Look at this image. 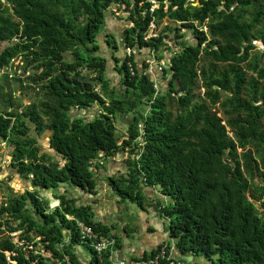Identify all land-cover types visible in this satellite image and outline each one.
Segmentation results:
<instances>
[{"label":"trees","instance_id":"1","mask_svg":"<svg viewBox=\"0 0 264 264\" xmlns=\"http://www.w3.org/2000/svg\"><path fill=\"white\" fill-rule=\"evenodd\" d=\"M116 12L128 15L120 43L106 29ZM256 41L264 43V0H0V72L21 73L18 58L35 71L26 85L17 76L0 84V144L26 181L13 193L0 179V264H81L78 245L92 250L91 264H114L112 252L99 258L80 239L76 220L118 245L91 206L62 195L53 209L41 195L64 185L96 194L102 179L118 204L168 220L180 255L264 264V51ZM112 58L121 89L107 76ZM11 82L34 95L29 105ZM93 106L92 118L76 111ZM121 116L130 119L123 140ZM46 133L55 154L40 148ZM171 250L169 241L152 257L164 251L160 264H169Z\"/></svg>","mask_w":264,"mask_h":264},{"label":"rangeland","instance_id":"2","mask_svg":"<svg viewBox=\"0 0 264 264\" xmlns=\"http://www.w3.org/2000/svg\"><path fill=\"white\" fill-rule=\"evenodd\" d=\"M194 4H196V2ZM110 17H112L114 19H113V21L108 23V26L106 29H108L110 32L114 33V34H112L113 36L116 37V35H118V41H119V39L121 37V31L120 30L123 31L127 27L128 15L124 12H116V13H113ZM112 22H114V23H112ZM113 24H114V26H113ZM166 25H167V22H164L162 29ZM178 26H180V25H178ZM115 27H117V28H115ZM111 29L114 32L111 31ZM205 30H206V28H205ZM103 31H105V29ZM181 33L184 35V40L187 41L189 44H196L197 43L192 31L186 32V30H182ZM102 34H103V32H102ZM99 41H98V45H100V47H101V52L106 53L105 49H102L104 41H102L101 39H99ZM119 43H120V41H119ZM255 43H256L258 50H261L263 52L264 51V43L261 41H256ZM170 44L173 46L172 42H170ZM4 48L5 47L3 45H1L0 46V52H2ZM109 52L112 53V50L111 51L109 50ZM109 52H108V54H109ZM254 52L258 53V51H255V50H254ZM123 53H125V52L123 50H120L119 52L116 53V55L118 57H121V55H124ZM104 56H107V55L104 54ZM145 56H147V61H149V65L154 67V69H155L154 71H156L158 68V72H159L160 71L159 70L160 69V62L157 60L156 55L153 53H148V54H145ZM169 58H170V56L166 52L165 53V60H168ZM112 61H113V58H112ZM14 64L17 68H19V67L24 68L25 67V63L22 64L20 60H16ZM20 71L21 70H17V73L15 74L14 68H10V67L8 69H5L4 71H1L0 72V82H1L0 84H5V81H6L5 77L6 76H9L10 78L15 77V76L20 77V75H21ZM27 71L30 72L32 76L35 73V71L32 68H29ZM116 73H117L116 62L113 61V63L111 65H109L108 71H107V76L110 79L112 86L118 84L117 78L115 77L117 75ZM11 84H12L11 85L12 86V90H11L12 94L14 96L19 97L20 99H23L24 103L26 105L30 104V101L33 100V98H34V95H30L31 93L19 94L20 88L18 86H16L17 83L11 82ZM200 91H201V93H204V89H200ZM98 109H99L98 106H93L92 108L83 109V110H76V111H78L82 116H85L86 118H92L93 116H95L98 113ZM219 115L222 116L221 111L219 112ZM129 121H130V119L128 118V116L127 117L121 116L118 119L117 127H118V133H119L121 140L128 137V124L127 123ZM48 136L49 135L46 133L40 138V144H41L40 148L43 151L46 150L48 152L49 151L51 152L53 149H51L48 145L49 144L48 141H50V138ZM0 147H1L0 160H1V167H2V172H1L0 176H1L2 180L7 181L8 186L6 187V190L9 187L13 193L24 192L25 187H26L25 186L26 181H24V179H22L20 176L18 177L17 174L15 175V170H13V168H11L12 154H11L9 146H7L5 144V142H2L0 144ZM54 154H55V152H54ZM124 156H125V158H127L128 154L126 153ZM119 161L120 160L116 157V160L114 162L118 163ZM108 163L109 164H107V167L105 169H108L111 171L112 165L110 162H108ZM61 164H63V163L61 162ZM108 170H106L103 174L109 173ZM116 174H119V172H116ZM101 181H102V183H101L102 186L100 185L99 190L104 189L105 185H106V183L103 179ZM64 186H67V185H64ZM71 188L74 190H77V188H74L73 186H71ZM29 189L31 190L32 188L30 187ZM79 191H81V190H79ZM41 195L44 196L45 191L42 192ZM77 195L79 196V194H77ZM46 196H47V194L45 195V198L48 197V196L47 197ZM105 197H107L105 199V203L107 204L106 205L107 210H106L105 217H104L105 220L103 219V223H106L109 226H112V225L115 226L117 228V231H118L117 234H119V236L122 235V234H120L121 232L127 231V228H129V225H133L136 221L140 220V217L138 214L142 211V209L139 208L136 204H133L129 201L118 204L117 203L118 199H119L118 196L114 195L109 189H108L107 193L105 194ZM3 199H4V194L0 189V202ZM112 203H113V205H112ZM114 205H117L120 208L119 212H114V211H116L113 208ZM13 236H15L14 241H18V234H14ZM80 251H82V254L84 255V257L87 260L92 255V250L90 248H85L82 246V247H80ZM89 261H90V263L92 262L91 259H89ZM49 264H51V262H49Z\"/></svg>","mask_w":264,"mask_h":264},{"label":"crops","instance_id":"3","mask_svg":"<svg viewBox=\"0 0 264 264\" xmlns=\"http://www.w3.org/2000/svg\"><path fill=\"white\" fill-rule=\"evenodd\" d=\"M115 77L118 81L116 87L120 88L119 76L116 75ZM10 151L12 153V148H10ZM48 153L54 154L53 150L51 152L49 151ZM58 157L60 156H56V158ZM17 176L19 177V175ZM79 190L80 189L74 190L71 187L62 186L56 190H46L45 195L47 194L48 197L46 196L47 198H45L44 195V198L49 202V207L54 209L60 205V197L62 195H66L67 198L76 201L77 205L91 206L96 213V219L103 223V219L105 220L104 217L107 210V204L105 203V199L107 197H105V194L108 191V187L105 185V188L100 189L96 194H89L87 192ZM77 194H79V196ZM113 208L116 210L114 212L120 211V208L117 205H114ZM138 215L140 217V220L136 221L133 225H129L127 231L121 232L120 234L122 235L120 236L119 234H117V228L113 225L110 226L112 233L118 238V245L116 243V240L112 239L114 244L108 250L112 252L113 250L117 249L118 258L120 260L128 261L131 259H149L152 257V253L154 250H156L160 245L167 244L170 241V244L172 246L171 256L176 260L181 259L185 264H215L213 261L205 257H197L194 255H180L169 237V231L166 228L168 220L163 219L159 216L156 217L157 214H155V211H153L151 208H149L148 210H142ZM69 237L66 238L68 243L70 242ZM80 247L82 246L78 245L74 246L73 248L78 257V260L81 262V264H91L89 259H91L92 255L87 260L82 254V251H80ZM48 257H50V254L48 255ZM52 262L54 264H58L55 260H52Z\"/></svg>","mask_w":264,"mask_h":264},{"label":"built area","instance_id":"4","mask_svg":"<svg viewBox=\"0 0 264 264\" xmlns=\"http://www.w3.org/2000/svg\"><path fill=\"white\" fill-rule=\"evenodd\" d=\"M67 218L73 220V217L67 216ZM76 227L79 232L80 239L84 242L89 243L96 251L99 258H101L105 253V251L110 249L114 244L112 239H110L109 237H105L100 233L96 232L92 226L86 224L83 221L76 220ZM46 255L48 256L49 254ZM112 256H113L112 257L113 260L115 261L114 264H160V261L166 259V255L164 251H161L159 256L151 257L145 260H138V259H131L128 261L120 260L118 258L117 249L112 251ZM167 260H169V258ZM169 264H185V263L181 260H175V261H169Z\"/></svg>","mask_w":264,"mask_h":264},{"label":"clouds","instance_id":"5","mask_svg":"<svg viewBox=\"0 0 264 264\" xmlns=\"http://www.w3.org/2000/svg\"><path fill=\"white\" fill-rule=\"evenodd\" d=\"M198 4H199V2H196V4L195 5H197L198 6ZM200 5V4H199ZM201 6V5H200ZM17 60H21V58H18ZM149 62V61H148ZM164 61H162L161 63H163ZM23 64H24V62H23ZM25 67H26V65H25ZM22 68V72H21V75H20V79L22 80V81H24V85H26L27 83H28V79L30 78V77H32V75H31V73L30 72H28L27 70L29 69V68ZM160 70H161V67H160ZM18 85V84H17ZM33 87H35V86H33ZM39 88H36V90L35 91H37ZM22 93H24V94H26L27 92H23V90L22 89H19V94H22ZM28 94V93H27ZM30 95H33L32 93L30 94ZM15 98L17 99V100H20V98L19 97H17V96H15ZM22 100V102H23V99H21ZM27 101V100H26ZM30 103H31V101H30ZM29 105V104H28ZM54 151V150H53ZM2 180V179H1ZM71 217V216H70Z\"/></svg>","mask_w":264,"mask_h":264},{"label":"water","instance_id":"6","mask_svg":"<svg viewBox=\"0 0 264 264\" xmlns=\"http://www.w3.org/2000/svg\"><path fill=\"white\" fill-rule=\"evenodd\" d=\"M198 6H200V5L198 4ZM218 88H219L218 86H215V89H218ZM0 179H2L1 176H0Z\"/></svg>","mask_w":264,"mask_h":264},{"label":"flooded vegetation","instance_id":"7","mask_svg":"<svg viewBox=\"0 0 264 264\" xmlns=\"http://www.w3.org/2000/svg\"><path fill=\"white\" fill-rule=\"evenodd\" d=\"M1 53V52H0Z\"/></svg>","mask_w":264,"mask_h":264}]
</instances>
